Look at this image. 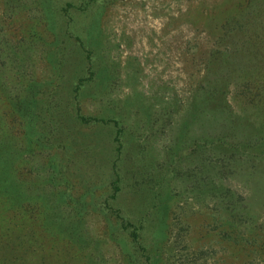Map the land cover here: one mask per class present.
Wrapping results in <instances>:
<instances>
[{
  "label": "rangeland",
  "instance_id": "obj_1",
  "mask_svg": "<svg viewBox=\"0 0 264 264\" xmlns=\"http://www.w3.org/2000/svg\"><path fill=\"white\" fill-rule=\"evenodd\" d=\"M0 264H264V0H0Z\"/></svg>",
  "mask_w": 264,
  "mask_h": 264
},
{
  "label": "trees",
  "instance_id": "obj_2",
  "mask_svg": "<svg viewBox=\"0 0 264 264\" xmlns=\"http://www.w3.org/2000/svg\"><path fill=\"white\" fill-rule=\"evenodd\" d=\"M76 88H78V86H76ZM75 88V89H76ZM78 117H79V119L81 120V121H83V122H88L90 119L89 118H85L84 116H82V115H78ZM118 130H117V132H116V135H115V141H117V139H118ZM117 150H119V149H117ZM116 182H117V180H115L114 182H113V185H115V187L117 186V184H116ZM116 190H117V187H116ZM127 223V222H126ZM125 223V224H126ZM130 223V222H129ZM131 224V223H130ZM130 238H131V240L133 241V243H135V244H137L138 245V247L140 248L139 250L142 252V253H145L146 251H147V249H145V248H143L142 246H141V244L139 243V240H138V238H139V236H138V233H137V230H136V228H134V230H132L131 232H130Z\"/></svg>",
  "mask_w": 264,
  "mask_h": 264
}]
</instances>
